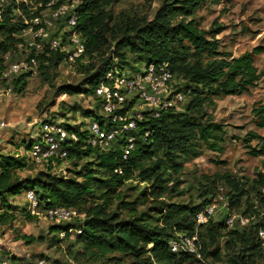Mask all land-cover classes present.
Here are the masks:
<instances>
[{
  "label": "trees",
  "instance_id": "16d2710c",
  "mask_svg": "<svg viewBox=\"0 0 264 264\" xmlns=\"http://www.w3.org/2000/svg\"><path fill=\"white\" fill-rule=\"evenodd\" d=\"M115 1L80 0L77 7L78 29L86 38V55L90 61L84 63L79 60L77 66L80 72L88 73L85 79L88 87L68 86L62 92L92 94L95 107L99 109L100 101L95 89L114 58L117 57L122 64L168 61L178 79L185 80L186 86L192 88L190 98L184 103L185 111L172 109L158 118L141 122V125H148L150 134L139 137L127 161L122 160L119 148L100 152L89 146L85 140L88 130L83 128L84 123L62 122L70 133H76L79 137L67 142L68 159L80 160L98 153V177L93 175L89 163L76 171L78 176L84 177L83 180L47 171L34 177H21L19 171L33 165L27 156L0 153V200L7 210L0 217L12 210L10 197L33 189L41 209L64 206L85 213L84 218L74 219L75 222L50 227L54 234L50 239L52 244L60 245L65 237H70L73 232L76 234V243L83 248L74 252L73 258L77 261L83 259L90 264L201 263L195 255L174 252L170 246V240L176 233H197L203 258H221L220 244L226 239L224 249L230 255V264H264V246L258 234L260 228L264 229L263 218L250 219L247 225H242L239 220L232 226L227 223L232 210L248 193L244 184L236 178L223 175L233 187L227 192L228 209L219 219L211 217L205 224L198 223L197 215L214 200L213 182L203 188L199 202L180 203L163 199L172 188V184H165L167 175H170L167 172L178 173L183 169L180 156L192 152L195 142L202 141L212 150L224 151V127L207 118L204 105L214 96L249 92L262 76L254 55L263 52L264 48L256 46L239 56L220 51L215 36L209 37V31L202 29L196 18L188 19L204 0H165L152 18L122 12L117 19L110 8ZM17 9L22 10L26 17L32 16L25 1L0 0V68L4 66V54L15 50L19 34L25 26L24 17L15 13ZM175 16H182V19L175 21ZM62 60V54L57 52L50 58L49 64L41 65V74L49 77V71L61 64ZM97 60L101 64L97 65ZM28 75L21 74L12 80L0 77V84H11L14 91L22 93ZM96 109L86 110V116L99 117ZM253 114L256 125L264 128V103L257 104ZM246 136L244 141L248 152L253 156L264 155V135L249 131ZM254 140L258 141L255 145L252 144ZM25 146L29 149L30 141ZM158 151L162 157L153 160ZM146 162H150L148 166H145ZM120 166L122 173L116 170ZM138 169L142 181L151 182L150 188L146 187L139 195L140 201L146 204L154 198L151 201L154 204L140 215L124 217L122 212L125 208L117 205V209L113 210L112 207L122 196L121 187L133 178ZM253 188L259 195V201L264 202V171L256 174ZM252 208L253 205L248 204L243 215ZM130 211L134 213L136 209ZM12 218L13 215H8L4 221ZM78 228L82 229L81 233H76ZM62 231L66 235L60 238ZM28 237L35 240L31 235H23V238ZM47 260L50 264H60L58 260Z\"/></svg>",
  "mask_w": 264,
  "mask_h": 264
},
{
  "label": "rangeland",
  "instance_id": "374dc122",
  "mask_svg": "<svg viewBox=\"0 0 264 264\" xmlns=\"http://www.w3.org/2000/svg\"><path fill=\"white\" fill-rule=\"evenodd\" d=\"M164 1L117 0L110 8L115 19L122 12L152 18ZM15 13L26 17L22 10L17 9ZM191 18H196L199 26L209 31V37L215 36L220 51H227L232 56L252 51L256 46L264 48V0H204L194 14L188 17V19ZM180 19L182 16H175V21ZM254 59L262 76L249 92L214 96L209 98L204 105L207 118L224 127V151L212 150L202 141L195 142L192 152L180 156V161L184 165L183 169L178 173L167 172L170 175H167L168 180L165 184H172V188L163 196L166 201L199 202V194L202 193L203 188L213 182L214 200H217L220 209L215 218L219 219L228 209L227 192L233 189L223 178L224 174H229L230 177L243 183L248 191L241 198L240 204L236 206L237 209L232 210L230 218H233L234 224L240 216H244L243 211L250 203L253 208L244 217L259 219L263 215L264 202L259 201V195L253 188V179L258 172L264 171V155H251L244 141L249 131L264 135V128L256 125V118L253 114V108L257 104L264 103V50L255 54ZM116 60L119 59L116 57ZM142 63L138 61L137 65L142 66ZM96 64H101V61L97 60ZM48 74L49 77H46L39 71L36 75L28 76L26 88L22 93L14 91L11 84L6 86L0 84V122L6 123V126H0V153L21 156L28 154L30 149L26 148L25 144L29 143L39 122L44 119H51L54 116L59 121L84 123L83 128H88V122L96 118L95 115L87 117L85 113L86 110L96 109L94 95L62 92L65 90L63 88L68 86L88 87L85 83L88 73L80 72L77 65L62 62L56 68L51 69ZM96 110L99 112V109ZM179 111H185L184 104L179 107ZM257 142L254 140L252 144L255 145ZM97 154L93 153L80 160L67 158L57 167L54 174L78 177L83 180L84 177L78 176L76 171L82 170L89 163L88 165L91 164V169L94 171L93 175L98 177ZM158 157H162L159 151L152 159L156 160ZM149 163L146 162L145 166ZM42 171H47L46 167L31 164L19 171V174L21 177H34ZM139 173L140 170H136L133 178L121 187L122 196L112 207L113 210L117 209V205L125 208L122 212L124 217H130L132 214L140 215L154 204V201L151 202L154 198L146 204L140 201L139 195L146 187L150 188L151 182L142 181ZM221 185L223 190L220 191ZM262 192L264 193V189ZM9 200L12 210L0 217V259L5 256L23 259L44 256L49 258L50 262L58 260L60 264H90L83 259L77 261L73 258L74 252L83 249L81 244L76 243L74 232L70 237H65L60 245L51 243L50 239L54 234L51 233L50 227L55 225L54 221L33 214L24 191L17 196L10 197ZM130 209H136V211L133 213ZM6 211L0 200V215L7 213ZM8 215H13L12 220L4 221ZM70 222H75V220L68 221ZM23 235H31L35 240L30 237L23 238ZM61 237L63 236L60 235ZM225 240H222L220 244L221 258L208 256L204 258V263L195 261L192 264H230V255L224 249Z\"/></svg>",
  "mask_w": 264,
  "mask_h": 264
},
{
  "label": "built area",
  "instance_id": "2783aa9c",
  "mask_svg": "<svg viewBox=\"0 0 264 264\" xmlns=\"http://www.w3.org/2000/svg\"><path fill=\"white\" fill-rule=\"evenodd\" d=\"M17 1H25L32 16L24 17L25 26L19 34L15 50L4 54L0 77L12 80L25 73L29 74L28 76L36 75L41 65L49 64L50 58L57 52L62 54V62L69 65H77L79 60L84 63L90 61L86 55V38L78 29L77 7L80 0ZM1 13L2 10L0 16ZM143 63L142 66H138L137 62L122 64L114 58L95 89V95L100 101L99 117L88 122V136L85 139L87 144L100 152L119 148L121 158L125 161L135 150L139 137L150 134L148 125L140 123L158 118L168 110H179L192 92V88L186 86L185 80L178 79L170 62ZM62 122L64 121L56 118L39 122L30 137V150L26 154L29 162L42 165L47 171L56 173L57 167L69 156L67 142L79 138L76 133H70ZM0 126H6V123L0 122ZM116 170L123 172L122 166ZM24 192L30 202L31 212L44 216L55 224L85 217V213L64 206H49L40 210L35 191L27 189ZM219 210L217 200H213L198 213V223H207ZM261 217L264 220V213ZM252 218L240 216L238 220L242 225H247ZM227 223L234 225L233 218L228 217ZM75 231L81 233L82 229ZM258 234L264 246V229L260 228ZM60 235L64 237L66 232L62 231ZM170 246L174 252L190 253L201 263L205 262L197 233H176L170 240ZM0 264L50 263L44 256L35 259L5 256L0 259Z\"/></svg>",
  "mask_w": 264,
  "mask_h": 264
}]
</instances>
